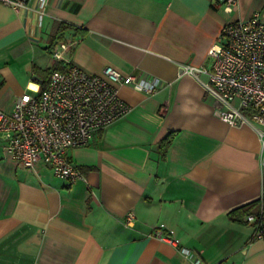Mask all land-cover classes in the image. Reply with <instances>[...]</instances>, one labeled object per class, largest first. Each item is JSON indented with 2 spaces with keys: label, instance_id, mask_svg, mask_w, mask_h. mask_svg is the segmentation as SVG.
<instances>
[{
  "label": "crops",
  "instance_id": "0c3cea01",
  "mask_svg": "<svg viewBox=\"0 0 264 264\" xmlns=\"http://www.w3.org/2000/svg\"><path fill=\"white\" fill-rule=\"evenodd\" d=\"M254 1L237 0L231 13L216 0L0 3L5 112L32 93L43 69L61 62L51 52L58 40L73 43L65 57L88 72L112 65L158 79L152 93L118 85L130 109L67 150L83 176L73 183L43 161L18 165L0 132V264H264V241L246 220L261 193L255 127L217 117L206 75L180 70L184 63L209 68L207 49L220 42L222 26L252 16ZM159 224L179 242L151 234Z\"/></svg>",
  "mask_w": 264,
  "mask_h": 264
},
{
  "label": "built area",
  "instance_id": "2783aa9c",
  "mask_svg": "<svg viewBox=\"0 0 264 264\" xmlns=\"http://www.w3.org/2000/svg\"><path fill=\"white\" fill-rule=\"evenodd\" d=\"M44 4L46 0H40ZM231 13L237 0H216ZM20 8L27 0H0ZM71 41H56L52 57L63 62L64 69L53 70L38 93H22L13 101L9 112L0 109V132H5L3 147L18 165L34 167L38 161L47 163L53 174L73 183L82 172L69 159L67 150L85 145L95 132L104 128L129 109L118 94L119 84H131L146 93L158 86L156 77L136 76L112 65L101 72H88L69 61L64 52ZM212 59L209 68L189 63L180 70L194 78L205 74L204 90L218 100L214 114L230 125L251 124L260 141L261 193L257 212H248L246 220L254 227V238L264 241V20L259 12L247 19L227 21L220 30V42L207 49ZM134 214L126 215L125 223H133ZM159 224L151 234L178 243V239L161 231ZM172 231L170 230V233ZM189 255V249L182 247Z\"/></svg>",
  "mask_w": 264,
  "mask_h": 264
},
{
  "label": "trees",
  "instance_id": "16d2710c",
  "mask_svg": "<svg viewBox=\"0 0 264 264\" xmlns=\"http://www.w3.org/2000/svg\"><path fill=\"white\" fill-rule=\"evenodd\" d=\"M59 27H62L61 29H65V28H68V27H72L71 24L69 23H60V26ZM58 41H63V40H58ZM65 68V65L62 63V62H57L55 63L51 68H46V69H43L41 71L42 75L45 74L47 75V78L49 77L50 73L53 71V70H56V69H64ZM47 82V79L44 80V83H43V86L45 85V83ZM169 142V138L168 136H165L162 140H161V144H160V147L162 148V152H164L167 144ZM240 213L243 214V213H247L248 212V209H247V206H242L240 208ZM237 210V209H235ZM234 211V210H233Z\"/></svg>",
  "mask_w": 264,
  "mask_h": 264
},
{
  "label": "rangeland",
  "instance_id": "374dc122",
  "mask_svg": "<svg viewBox=\"0 0 264 264\" xmlns=\"http://www.w3.org/2000/svg\"><path fill=\"white\" fill-rule=\"evenodd\" d=\"M259 4H261V6ZM250 8H251V5H250L249 9ZM252 8H254L253 12H259L261 19L264 20V0H255L252 3ZM46 79H47V75H45V74H43L42 78L39 79L42 81H39L37 79H33L31 81L32 87L29 89V91H32V93H34V94L38 93L39 90L43 87L44 80H46Z\"/></svg>",
  "mask_w": 264,
  "mask_h": 264
}]
</instances>
